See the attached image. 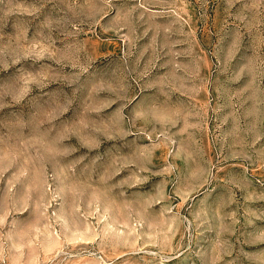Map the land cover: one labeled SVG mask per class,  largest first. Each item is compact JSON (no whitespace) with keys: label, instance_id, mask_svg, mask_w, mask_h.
<instances>
[{"label":"rangeland","instance_id":"rangeland-1","mask_svg":"<svg viewBox=\"0 0 264 264\" xmlns=\"http://www.w3.org/2000/svg\"><path fill=\"white\" fill-rule=\"evenodd\" d=\"M0 264H264V0H0Z\"/></svg>","mask_w":264,"mask_h":264}]
</instances>
